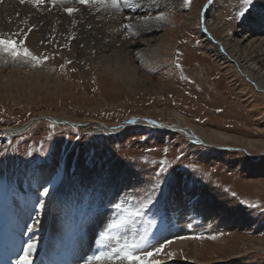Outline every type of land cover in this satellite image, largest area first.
<instances>
[{"label": "rangeland", "instance_id": "1", "mask_svg": "<svg viewBox=\"0 0 264 264\" xmlns=\"http://www.w3.org/2000/svg\"><path fill=\"white\" fill-rule=\"evenodd\" d=\"M12 1L0 0V36L22 40L40 62L25 57L22 49L13 58L0 47V251H10L18 262L19 250L43 237L47 248L56 219L63 217L68 224L72 220L78 223V236L74 229L64 230L58 223L60 231H65L62 244L66 252H60L61 244L48 256L42 247L31 264H69L87 215L102 214L103 218L104 211L111 210L110 224L123 214L122 209L139 208L143 214L126 228L110 231L107 242L101 243L99 232L92 253L109 252L118 234L121 242L127 235L129 239L143 235L149 251L164 244L162 252L150 258L162 264H264V158L258 157L264 151V94L245 80L237 63L232 62L229 69L206 56L208 43L202 37L201 12L208 0H190L187 5L176 0L172 11L161 8L148 12L141 8L142 3L155 0H134L130 7L121 4L119 9L55 0L77 9L78 19L84 21L77 33L70 34L65 28L63 38L55 43L54 37L42 39L38 31L44 24L38 7L52 9L51 0L39 5L16 0L20 6L29 4L20 12H13ZM240 3L213 1L220 13L213 36L216 39L227 33L233 40L245 35L242 45L250 51L263 50L255 39L264 38V0H254L251 11L236 19ZM83 6L85 12H81ZM90 6L95 7L94 13H89ZM159 12L165 13L164 19L149 20L159 22V31L154 28L141 34L124 27L129 18L137 21ZM114 16H119L118 23L122 21L126 31L124 38L130 42L126 52L131 60L123 66L128 65L132 73L121 76L108 68L106 54L110 51L100 48L105 44L103 38L86 36L89 31L96 32L89 26L105 35V29L115 33ZM60 19L65 21L66 17L59 16L58 23ZM142 50L159 51L160 55L142 57ZM17 67L25 73L18 74ZM148 120L155 126L191 127L206 139L215 138L218 144L243 148L257 160L240 150H215L180 133L159 132L144 126ZM127 123L144 125L123 130ZM103 125L123 131L113 134ZM12 129L23 131L13 136L7 131ZM250 145L252 149L247 147ZM161 162H166L167 171H160ZM153 183L158 187L154 189ZM211 184L221 187L233 201L217 205L216 192L208 189ZM45 188L47 196L42 195ZM112 189L111 199H104ZM153 193L152 203H148ZM41 202L48 207L53 202L51 211L39 207ZM28 204L30 215H24L29 216L28 221L18 236L12 225ZM207 204L217 205L216 220L213 212L205 211ZM184 213L192 220L188 221V232L165 240L180 233ZM185 240L187 248L172 250L177 241ZM201 254L200 259L195 257Z\"/></svg>", "mask_w": 264, "mask_h": 264}, {"label": "bare ground", "instance_id": "2", "mask_svg": "<svg viewBox=\"0 0 264 264\" xmlns=\"http://www.w3.org/2000/svg\"><path fill=\"white\" fill-rule=\"evenodd\" d=\"M17 1H20V0H17ZM12 2H15L12 5L13 12H20V11L23 10L22 7L29 5V4H27V5L20 6L21 4L19 3L20 5H18L17 4L18 2H16V0H13ZM175 2H176V0H170L167 3H162L161 0H155V1H152V2L144 1L142 3L143 6H141V8L145 7L146 8V12H148L149 10L150 11H153L154 9H161V8H166V10L168 9L167 11H169V10L172 11V10L176 9ZM58 3L59 2L56 1L54 3V7L52 9H51V7H38V11L41 13V17L39 19H40L41 23L44 22V24L42 25V27L40 29H38L39 35H40V37H42V39H45V40H50V39H52L54 37V40H55L54 43L57 42V40L59 38H61V39L63 38L62 36H63V31H64L65 28L69 29V33L70 34H73V33H77V27H81L82 25H84V21L82 19H78V16H80V15L79 14L76 15V11H74L72 14H69L65 10L64 11L62 10L63 8H66L68 6L67 3H63V4H58ZM32 8L34 9L35 7H32ZM24 9H25V7H24ZM88 9H89V13H94L95 7L90 6V8H88ZM85 10H86V6H83L81 12H85ZM216 10H217L216 9V5L213 4V3H211L210 8L209 9H206L204 11V14L206 16V19L203 22L204 29L210 31V33H212L213 30L214 31H217V26L219 24V23L217 24V20H218V18H220L219 17L220 16V13L218 11H216ZM61 12H63L62 15L60 14ZM214 12H215V14L213 16V13ZM174 13H175V11H173V14ZM114 14L115 13H113V15ZM59 16L66 17V20L65 21H63V19H60L59 20V23H62L63 25L58 23V17ZM119 19H120L119 16H114L111 19L112 22H113V24H116L117 25V28H116L115 33L110 34L107 31V29H105V33L107 35L106 36L105 34L98 32L96 30V28H94L92 26H89V28L95 30L96 32L89 31V32L86 33V36L88 38L92 39V40L98 39V38H103V41H105V44L102 45V47H100V48L103 49L106 52H109L110 51L108 54H106L107 55V62L110 63L109 66H108V68L111 69V70H114V72L116 73L117 76H121V75H124V74L132 73L131 70H130V68H128V65L123 66V64L128 63V61L131 60V57H129V53L126 52L127 51L126 50V47L128 46V44L130 42H128L129 40H125V38H124V37H126V31H124L122 29V21H121V25L118 23L119 22ZM131 21H133V22H131ZM56 22L58 24H55ZM66 22H67V24H66ZM134 22H135V24H133ZM136 22L137 21H135V17H134V19L132 17L130 19H127L126 24L132 23L134 25L132 27L133 30L137 29L136 31H138V33L141 32V34H143L146 31L150 32V30H152L154 28H156V31H159L160 30V24L157 21H149L148 20L147 21V24H146V22L140 23V24H137ZM147 25L150 26V28H147ZM223 30H225V29H223ZM253 30H256V28H253ZM226 32H228V31H226ZM131 34L132 33L128 32V35L129 36ZM248 36H252V35L249 34ZM202 37L208 43L206 45V52H207L206 53V56H208L209 59L210 58H213L212 60L215 61L217 64L221 65L222 67L229 68V69H231V66H234V63H232V62L237 63V65L239 67H241V72L242 73L240 71L239 72L244 76L245 80H248L249 82L254 83L255 86H256V88L258 90H260L264 94V49L263 50H259L257 52L254 51V49H252L253 51H250L246 46H244V45L241 44L243 40H247V36H245V35H242L241 38H236V39L233 38V40H232V37L229 36V34H227V33H225L224 35L220 34L219 37L218 36L217 37L215 36L216 39H217V42L216 41H211L210 39H208L205 36L204 33H203ZM256 40L257 41L258 40L260 41L259 42L260 43L259 46H264L263 45L264 44V38L255 39V42H256ZM167 41H168V36L165 37V43ZM99 42H100V40L97 41V45L99 44ZM80 43H83L84 44L85 42L84 41H80ZM119 43H120V45H119ZM106 45H109V47H105ZM222 45H225L224 48L227 49L228 52L223 48ZM91 49H95V47H91ZM229 53H230V55H229ZM257 53H259V54L257 55ZM146 54H148V55H146ZM140 55H142V57H149V58H153L154 59V58H156V57H158L160 55V52L159 51H155L154 52L152 50H142L141 53H140ZM111 59H113V60H111ZM109 60H111V61H109ZM147 60H148V58H147ZM15 71L18 74L25 73L24 71H22L18 67L15 69ZM134 71H136V69ZM36 120H38V119H36ZM35 122L36 121L31 122V123H29V125L30 124H34ZM148 124L151 125V124H154V122H152L151 120H148V122L146 123V125H148ZM181 125L179 124V125H177L176 127H173V128L175 130H179L180 128L183 129V130L186 129L189 132V135H190V137L192 139H195L196 140V139H198L197 137H199V139L203 140L205 143H207V144H209L211 146H215V147L226 146V145H222L221 143L218 144L217 142H215L216 141L215 138H211L209 136H206L207 138H210V139H206V138L200 136L193 128H191V127H184V125H182V126ZM101 127H102V125H101ZM103 127L104 128L107 127L109 129V127L107 125L106 126L103 125ZM30 128H32V127H30ZM195 129H197V128H195ZM7 131L11 135L17 134V133L20 132V131L15 130V129L7 130ZM117 131H118V129H117ZM202 134L204 135L205 133H202ZM250 146H247V147H249L250 149H252L253 146H251V147ZM262 150H264V149H262ZM249 154H250L249 157H252L253 158V161H256L257 160V158L256 159L254 158V155H252V153H249ZM261 154H262V156L260 155L258 157L259 158L260 157L261 158H264V151L261 152ZM261 158L259 160H261ZM208 189H209L210 192H216L215 193V203L217 205H221L223 203L233 201L231 198H229L227 196L226 193H224V191H223V189L221 187H216L213 184H211V186H209ZM103 190H105V189H103ZM105 193H107V192H105ZM112 194H114L113 189L110 190V193L108 195L106 194L103 198L104 199H111ZM209 194H211V193H209ZM93 197H95V196H93ZM88 198H91V197H88ZM54 199H56V196L53 198V200H52L53 202L55 201ZM101 202L102 201L99 202L100 203L99 206H102L103 205ZM52 203L49 204V207L47 205L46 206L44 205L43 209L46 208V210L48 209V210L51 211V209H52L51 207L54 205ZM91 204H93V206H97V205H95L96 203L94 204V203H91L90 202V205ZM217 205H208L207 204V208H206L207 210L205 209V211H208L207 214L210 213V212H213L211 214H214L215 215L214 216V220H216V218L219 217V214H218V212L216 210ZM29 207L30 206L28 204V206L25 208V210H26L25 213H21L20 214V217H19V219L17 221H15V222L13 221L14 222V225H12V228H13V231H16L18 233V236H20V235L23 234L24 229L26 227V223L28 221L27 218L29 216L26 218V217H24V215H28L29 214L27 212L28 210H31V208H29ZM107 212H109V211H106V210L104 211V217L103 218H102V216H103L102 214H98V215H95L94 214V215H90V216L87 215L88 213L86 214L87 216L85 218H87V219H83V223L80 225L81 226L82 235L80 234V237L77 238V240L75 242V245H74V258H72L71 261H67V262H69V264H77L75 261H77L78 263H79V261H81L79 264H85L84 258L93 255V253H92V247L95 246V239L98 236L99 232L101 231V227L103 225H105V223L107 222L108 217L110 216L111 210H110V212L108 214H107ZM195 212H197V211L195 210ZM184 214L185 215L184 216H181V219H180V222L181 223L179 225L182 224V226H183L182 227V230L180 231V233H178V234H176L174 236H173V234H170L169 237L167 236L165 238L164 236L166 234L165 233L166 231H164L163 233H165V234H163V237H164L165 240H168V239H170L172 237H176L177 235H180L181 236V235L186 234L188 232V230H187L188 229L187 227L189 226L188 225V221H192V220L189 219V216L187 215V213H184ZM110 217H112V216H110ZM25 218H26V220H24ZM105 218H107V219L105 220ZM74 221H76V220H74ZM77 221L79 222V219ZM109 222H107V223H109ZM207 222H209V221H207ZM57 224L58 225H61V227H62V224H63L64 230H67V229L69 230V229L72 228V229H74L76 231V229L78 227V223L77 224H74L73 223V220L70 222V224H68V223H66V221L64 220L63 217H61L59 219H56V221H55V223L53 225V228H52V232H51L52 234L49 235V237H48V243H49V245L47 246V248H46V245H47V239H46V237L45 238L43 237L41 239L39 238L40 239L39 241H35L34 243L31 244L32 245L31 260L34 259V256L35 255H38V253H39V251H40V249L42 247H45L46 254H48V256H50L51 253H56L57 252L58 247L62 244V240H65V238H66L65 237V231H60L61 227H58ZM195 224L197 226V223H195ZM215 227H216V225H215ZM178 229H179V227H178ZM191 232H192V229H191ZM78 233L79 232L76 231L77 236H78ZM161 235H158V236L161 237ZM180 236H179V238L182 237V236L181 237ZM92 237H94L93 240H92ZM71 238L72 237L69 236V241L71 240ZM157 239L158 238H156V240ZM186 241L187 240H185V241H177L174 244V246L171 247L172 250L177 249V248H180V246H182V248H187ZM188 241H189V239H188ZM13 242H15V244H16V242H18V240L15 239V240H13ZM163 242H166V241H163ZM154 243H153V246H154ZM82 244H85V245L82 246ZM157 244H159L158 241H157ZM16 246L18 247L17 244H16ZM61 249H63V250H61L60 252H63V251L66 252L65 247L63 246V244L61 246ZM24 250H27V249L25 248V249L19 250V252H18V256L19 257L23 255V251ZM176 253H177V251H176ZM222 255H223V253H222ZM202 256L203 255L201 254V255H196L195 257H197V259H200ZM16 259H17V257L15 255H13L10 251H7V252H4L2 250L0 251V264H17V260ZM73 259H75V261ZM82 262H84V263H82ZM92 264H117V262L114 259L110 261L107 258H104V259H102L100 261L93 260L92 261ZM119 264H123V263L122 262H119Z\"/></svg>", "mask_w": 264, "mask_h": 264}, {"label": "snow or ice", "instance_id": "3", "mask_svg": "<svg viewBox=\"0 0 264 264\" xmlns=\"http://www.w3.org/2000/svg\"><path fill=\"white\" fill-rule=\"evenodd\" d=\"M21 3H25L26 0H20ZM28 2L33 3L34 5H39L44 3V0H28ZM52 3H55V0H51ZM77 2L81 5H107L111 6L113 8L119 9L121 4H123L125 7H130L134 0H77ZM185 5L190 3V0H184ZM212 0H208V4H211ZM254 6V0H241L239 10L235 13L236 19H243L250 11L251 8ZM66 12L71 14L74 11H77V9L74 8H66L64 9ZM165 13L159 12L155 17L152 16H143L140 19L137 20V24L144 23L150 19H164ZM130 19V18H129ZM125 29L132 28L133 24L129 23L124 25ZM23 41H17L15 38L12 39H5L3 36H0V47L3 48L5 52L11 53L13 58L18 57L21 54V49L23 52V55L25 57H31L32 60L40 62V57L35 56L32 54V52L27 48L23 46ZM47 57H44V60H47ZM0 155H3V153H0ZM160 171L164 172L167 171L166 162H161L160 165ZM158 186L153 183V188H157ZM49 194L48 189L45 188L42 195L47 196ZM153 196H150L148 198V203H152ZM116 208H120V205H114ZM144 205H141L143 207ZM39 207L43 208L44 204L41 202L39 204ZM121 215H119L118 219L113 220L110 224L105 223L101 227L100 236L102 237L101 243L107 242L109 239V232L117 229H123L126 228L128 225L134 223L135 218L141 216L143 213L142 211L137 208L135 210H129L127 208L122 209ZM212 239H215V237H211ZM147 243V237L146 236H139V238H136L133 236L131 239H129L127 236H124L122 238L119 234L117 235V239L115 241V246L111 247L110 251L100 252L99 254H93L91 258L85 257L84 262L85 264H92V260L100 261L104 258H107L108 260H115L117 264H119L120 261H126L127 264H162V261L158 259H150L154 256H158L163 248L165 247L164 244H161L159 247H154L151 251L147 250L145 248V245ZM169 243H171L169 241ZM31 251H32V245L29 244L27 250L23 251V255L20 256L17 264H31ZM168 255H174V253H169Z\"/></svg>", "mask_w": 264, "mask_h": 264}, {"label": "water", "instance_id": "4", "mask_svg": "<svg viewBox=\"0 0 264 264\" xmlns=\"http://www.w3.org/2000/svg\"><path fill=\"white\" fill-rule=\"evenodd\" d=\"M214 0H212V2H213ZM209 5L210 4H206L205 6H204V8H203V12H202V25H203V22H204V19H206V16H205V14H204V11L206 10V9H208V7H209ZM203 30L205 31V32H208L207 30H205L204 29V25H203ZM209 33V32H208ZM211 35V37H212V34H210ZM213 38V37H212ZM55 121H57V120H55ZM16 130H18V129H16ZM186 130V129H185ZM186 132H187V134H189V132L186 130ZM198 139H199V137H197ZM201 140V139H200ZM206 145V144H205ZM220 148H228V149H232V150H240V151H243V152H245V153H247L248 154V156L250 155L249 154V152H247V150H245V149H243V148H232V147H220ZM260 159V158H259Z\"/></svg>", "mask_w": 264, "mask_h": 264}]
</instances>
